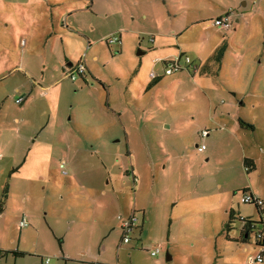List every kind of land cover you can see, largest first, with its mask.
<instances>
[{"label": "rangeland", "instance_id": "374dc122", "mask_svg": "<svg viewBox=\"0 0 264 264\" xmlns=\"http://www.w3.org/2000/svg\"><path fill=\"white\" fill-rule=\"evenodd\" d=\"M8 1L0 0V76L12 72L0 78V124L14 130L0 148V195L7 183L9 196L0 216V264H250L257 247L253 232L244 239L241 217L264 229V0H185V19L177 0H168L175 16L152 0L146 18L123 17V0H94L95 14L61 18L56 24L64 30L49 36L46 18L16 19ZM234 7L245 8L237 24L234 10L231 27L212 23ZM66 23L83 26V35L66 32ZM117 28L123 41L108 46L105 38ZM223 39L219 65L213 55ZM180 48L184 68L166 75L160 58L176 60ZM67 51L73 61L84 59L83 77L66 76ZM201 62L213 71L193 73ZM151 71L165 75L147 88ZM237 118L254 129L235 128ZM244 156L255 161L251 171ZM95 183L108 190V225L117 228V214L145 210L142 246L118 248L119 230L99 245L102 235L85 220L94 215L87 186ZM247 187L262 199L261 212L241 201ZM227 204L235 210L228 231ZM23 215L29 223L19 228ZM68 221L75 228L68 230ZM63 239L70 258L60 250ZM155 246L161 250L153 256Z\"/></svg>", "mask_w": 264, "mask_h": 264}, {"label": "crops", "instance_id": "0c3cea01", "mask_svg": "<svg viewBox=\"0 0 264 264\" xmlns=\"http://www.w3.org/2000/svg\"><path fill=\"white\" fill-rule=\"evenodd\" d=\"M86 1H88V0H86ZM151 1L152 0H123L122 2L120 1V4H121V13H122L123 17L124 16H127L128 18H131V16H132V18H133L134 16H140L142 18H146L150 14V12H152L151 9L148 7V5L150 4ZM77 2H78V0H9L8 3H7L8 4L7 9H9V11L11 12V14L13 16H15L16 19H22L23 20L25 18H34V17H37V16L38 17H41L42 19H45L46 18L47 19L46 20L47 23L49 22V26L46 28V30L44 31V33H46V36H49V35H51L50 30L53 31V32L54 31H57L58 29L59 30H64L63 29L64 27H62V26H59L58 27L57 24H56L59 19L62 18L65 21V19L70 18V16L73 13H78V12H88V13H91V14H95L97 12V10L95 8L94 0H89V5H87V6H82L79 3H77ZM172 2H174V1H172ZM161 5H163V7L165 5V7H166V8L164 7L165 8L164 13L166 12L165 15L167 14L169 16H171V15L172 16H175L174 15L175 14V10H173V8H172L174 5L169 4L168 3V0H161ZM168 5H169V7H168ZM242 5H243V7H246V5H247L246 1H242ZM177 6H178L177 10H179V14L183 16V19H185V12L187 14V11L190 9V2H187L186 5H185V0H177ZM111 9H114V8L111 7ZM244 9H241L240 10L239 7H236V8L234 7L232 9H230V8L229 9H224L223 12L218 13V15L216 17H218V16H220V15L226 13V12H229L230 15L232 16L231 12L234 10V11H236V14H235L236 15L235 16L236 17L235 18V22L237 24V22L239 21L238 16H241V15L244 14V12H245ZM164 13H162V14L164 15ZM63 17H65V18H63ZM9 18L10 19H13V17H11V15H9ZM186 19H187L186 20L187 23L185 24V27H187L188 25L191 24V20L188 17H186ZM7 20L8 19H6V21ZM232 22H233V17H231V23ZM9 23H11V22L10 21H7V24H9ZM218 27L221 28V26H218ZM229 27H231V25ZM69 29H75V33L77 35L78 34L79 35L80 34L83 35V32H80V31H82L84 28H83V26H81L79 24H76V26H72L71 27V26H69V24L66 23V25H65V31L68 32V33H71ZM118 30H120V31H118ZM116 31L117 32L115 34L118 35L119 40H120V41H117V42L118 43H121L123 41L122 28H117ZM172 31H175L174 27L172 28ZM183 31H184V28H181V32L179 34H181ZM106 39H107V37L105 38V41H106ZM150 41L151 42H155V37L152 36L150 38ZM160 43H162V42H160ZM153 47H155V46H153ZM181 52H182V56L180 54ZM183 53H184L183 50L180 48V51H179L177 57L180 54V57H181L180 59H182V57L184 55ZM224 54H225V52H224ZM185 56H187V55H185ZM157 57L158 56L154 57V60H156L158 62L159 59ZM62 58H63L62 59L63 60L62 61L63 64H62V62H61V64H62V67L65 66V68L72 67L78 61V60L77 61H73L70 58L68 51L65 52V53H63ZM94 58H95V56H94ZM160 59L162 61H166V60H172V59H174V57L169 58V57H165L164 56V57H161ZM183 62H184V64H186L188 66V64H190L192 61L190 59L189 62H186L183 59ZM84 63H85V61H84ZM180 64L182 65V69H183L184 68V65L181 63V61H180ZM219 65H221V63ZM85 66H86V69H85V71H86L88 69V67H87L86 64H85ZM199 66H197V68L193 70L194 71L193 73H196V74H199V75H205L207 72L213 71L210 68L209 63L201 62ZM202 67L205 70H202ZM11 72L12 71H10L9 73H1L0 78L5 77L6 75L10 74ZM151 72H154V71H151ZM84 74H82L81 76L83 77ZM157 74L159 76H164L165 75L164 73L163 74L162 73H157ZM21 86L22 85H20V87ZM20 87H16L15 89L18 91V90H20ZM232 93L234 94L233 91H232ZM22 97H23L22 101L21 102H16V103L22 104L27 99V97L25 95L22 96ZM242 104H244V102H242V100H241L240 101V105H242ZM14 120L17 121L18 120V117H15ZM236 121L234 123V127L236 128V126H237L238 128H242L239 125L238 118H237ZM13 130H14L13 127L6 126L5 124H0V148H3V145H4V148L6 146H8V144L10 143L9 140H8V138H7L8 137V133L9 132H12L13 133ZM203 130H206L207 131V133L205 135V136H207L209 134V131L207 129H203ZM202 131H201V133H202ZM201 133H200L201 137H205ZM15 134L16 135L17 134L20 135V131L17 130V129H15ZM10 137H12V136H10ZM245 157L250 158L253 161L252 163L254 164V167L256 166L255 161H254L253 158L248 157V156H244L243 159ZM59 165H60V163H59ZM15 171H13L10 175L13 176L16 172H19L18 169H17L16 172ZM133 180L134 181H137V177H135L134 175H133ZM95 184H93L92 187L87 186V192H88V196H89L87 199H89L90 202L92 200V204H94L93 205L94 206L93 207L94 208V215L93 214L86 215L85 216L86 217L85 220H87V221L90 220V221H92V223H94L93 229L95 230L94 233H96L97 237H100L102 235V237H100L99 245H101L102 242L105 241V239L110 235L111 232H113L115 230H119L120 237H119V243H118V246H117L118 248L121 245H123V244H130L131 245V248H133L137 244H140L142 246L141 233H142V228H143V221H144L145 210L141 209L140 210V215L137 214V210L136 209H133V210H131L129 212L120 213V214H117L116 216H114V218H116L118 221H120V217L121 216L122 217H125V216H128L131 213H134L138 217V223H137V226H136L134 232L132 233V239H130V241L128 243H124L122 241V229L120 227V222L118 223L117 228L114 225H108V221L110 223L109 217L108 216H105V214H104V212H105V206H106V203H104L105 202V199L104 198H106L108 196V190H106L104 187H101V186L98 187L97 184L96 185ZM88 188H90V189L88 190ZM247 188H248V190H250V191L253 192L252 188H250V187H247ZM253 193H255V192H253ZM256 195L259 196L258 194H256ZM80 196H82V195H80ZM0 197H1V195H0ZM8 197L9 196L7 195V198L6 199H8ZM203 198H205V196ZM79 199L80 200H84L85 197H79ZM218 200L220 201V198H218ZM172 206L173 207L177 206L176 201L172 203ZM226 207H228L229 210L232 209L233 210V216H235L234 215L235 210H234V207L232 206V204L231 205L230 204H227ZM228 209L226 208V210H225L227 212V214L229 212ZM4 214H5V208L3 206V209L0 212V216H3ZM90 216H93V218H90ZM98 221L101 224L100 227H99V229H97V227H96V223H98ZM18 226H19V224H18ZM75 226H76V223H73V221H68V230H71V229L75 228ZM242 226H243V222H242ZM19 228H22V227L19 226ZM105 231H107V232H105ZM63 237H65V235ZM172 239H173L172 237H168L167 238V241L168 242H171ZM64 242H65L64 239H63V241H61V240L59 241L60 250H61V252H62L63 255H66L65 258H70L69 257L70 254H69V252H68V250H67ZM102 248L105 249V245H102ZM160 250H161V248H160ZM16 253H17L16 255L21 254L20 252H16ZM80 253L83 254V255H85L86 252L81 251ZM14 254H15V252H14ZM156 255H153V256H156ZM167 255L170 256V259H166V260H171L172 257H173L172 254H170V253L167 252L166 253V257H167Z\"/></svg>", "mask_w": 264, "mask_h": 264}, {"label": "built area", "instance_id": "2783aa9c", "mask_svg": "<svg viewBox=\"0 0 264 264\" xmlns=\"http://www.w3.org/2000/svg\"><path fill=\"white\" fill-rule=\"evenodd\" d=\"M212 23L217 26L228 28L231 25V15L229 12H226L214 18ZM118 38L119 37L117 34H113L111 39H107V41L108 43L110 41L117 42ZM180 58L181 57L178 56L176 60H172L166 65L167 67L164 71L166 75L172 74L176 70L182 68V65L180 64V61H181ZM184 60L186 62H189L190 58L188 56H184ZM85 69H86V66L84 63V59L80 57L77 63H75L72 67L66 68V76L70 77L73 80L77 79L78 76H81L82 74L85 73ZM150 75L152 77H155L157 73L151 72ZM22 99H23L22 96L18 97L16 99V102H21ZM206 133L207 131L203 130L201 134L205 136ZM197 149L198 151H203L205 149V145L204 144L197 145ZM64 165H65V162L61 161L60 167H63ZM245 168L247 170V167ZM241 201L244 203H250V202L255 201V203L258 205L263 204V201L262 199H260L259 196H257L256 194H252L250 192L243 193V195L241 196ZM28 223L29 222L27 218L25 217V215H23L21 219L19 220L20 227H25L28 225ZM137 223H138V217L134 213H131L125 217H122V216L120 217V227L122 229V241L124 243H128L130 239H132V233L134 232L137 226ZM256 227L257 226L254 223H252L249 228L250 232L254 233L255 245L257 249L255 250V253L253 255L248 257V262L250 264H264V229L256 228ZM250 232H249V236H250ZM159 251H160V247L155 246L153 249L150 250V253L152 255H156L159 253ZM45 262L48 263V259H46Z\"/></svg>", "mask_w": 264, "mask_h": 264}, {"label": "trees", "instance_id": "16d2710c", "mask_svg": "<svg viewBox=\"0 0 264 264\" xmlns=\"http://www.w3.org/2000/svg\"><path fill=\"white\" fill-rule=\"evenodd\" d=\"M117 41H120L119 38H118ZM106 43H107L108 46L110 45V44L108 43L107 39H106ZM226 48H227V41L224 39V40L219 44V46L216 48L215 53H214V55H213V59H214V61H215L216 63H218V64L221 63V60H222V58H223V56H224V52H225ZM180 54H181V56H182V52H181ZM180 54H179V56H180ZM172 60H173V59H172ZM172 60H166V61H165V64L167 65V64H168L169 62H171ZM181 69H182V68H180V69H178V70H181ZM169 75H170V74H169ZM150 76H151V75H150ZM151 77H152V76H151ZM161 78H162V76H159L158 74H157L155 77H152L151 80H150V82H149L148 85H147V88H149L150 86L154 85L155 83L160 82V81H161ZM238 122H239V124H240L241 127L248 128V129H254V125H253L252 123L246 122V121H244L242 118H238ZM252 162H253V161H252L250 158L245 157V158L243 159L244 167H247V170H246V171H251V169L254 168V164H253ZM17 167H18V166H17ZM17 167L12 168V169L9 171L8 175L10 176V174H11V173H12ZM7 190H8V186H7V183H6L5 186H4L3 189H2V194H1V197H0V212L2 211L3 206H4V204H5V199L7 198ZM242 192H243V193H245V192H250V193L254 194L252 191L248 190L247 188H244V189L242 190ZM260 199H261V198H260ZM250 203L255 204V205L258 207L259 210L261 209V207H262V205H263V204H262V205H258V204L255 203V201L250 202ZM260 212H261V210H260ZM233 218H234V216H233V210L230 209L229 212H228V219H227L226 224H225V226H226V231L229 230V228H230V222H231V220H232ZM241 219L243 220V230H242V235H243V237H244V239H245V234H247V233L250 232V229H249V228H250V225H251L252 223H254V224L257 226V224L255 223V221L250 220V219L247 218V217H241ZM247 235H248V237L246 236V240H247V238H249V234H247ZM20 253H21V252H20ZM15 254H17V253L15 252Z\"/></svg>", "mask_w": 264, "mask_h": 264}, {"label": "water", "instance_id": "95a60500", "mask_svg": "<svg viewBox=\"0 0 264 264\" xmlns=\"http://www.w3.org/2000/svg\"><path fill=\"white\" fill-rule=\"evenodd\" d=\"M138 53H139V54H140V53H143V51H142V50H139ZM166 259H170V256L167 255Z\"/></svg>", "mask_w": 264, "mask_h": 264}]
</instances>
